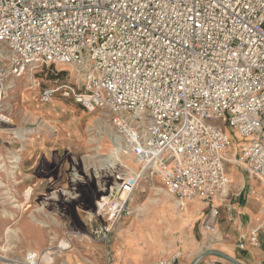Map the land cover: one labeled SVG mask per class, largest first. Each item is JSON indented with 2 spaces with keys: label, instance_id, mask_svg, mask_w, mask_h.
Here are the masks:
<instances>
[{
  "label": "built area",
  "instance_id": "1",
  "mask_svg": "<svg viewBox=\"0 0 264 264\" xmlns=\"http://www.w3.org/2000/svg\"><path fill=\"white\" fill-rule=\"evenodd\" d=\"M0 43L10 51H0V93L39 65L70 67L77 83L46 88L43 101L61 93L103 114L116 151L138 163L111 173L91 217L90 234L107 247L154 177L181 210L205 201L212 232L231 194L228 164L255 177L264 197V0H0ZM48 250L11 261H54Z\"/></svg>",
  "mask_w": 264,
  "mask_h": 264
},
{
  "label": "rangeland",
  "instance_id": "2",
  "mask_svg": "<svg viewBox=\"0 0 264 264\" xmlns=\"http://www.w3.org/2000/svg\"><path fill=\"white\" fill-rule=\"evenodd\" d=\"M0 51L10 53L2 43ZM77 80L68 66L44 64L4 82L0 93V264H18L11 260L46 249L47 254L54 255V261L41 264H105L113 259V243L132 248L131 257L138 261H148L156 253L152 261L178 251H194V246L204 248L203 241L207 244L215 234L205 228L210 210L205 209L199 222H189L185 210L157 177L141 183L130 200L134 213L118 225L108 247L90 234V226L95 223L91 217L97 201L112 184L111 173L138 170L139 165L123 147L116 151V129L103 114L90 113L73 96L61 93L49 102L43 101L46 88ZM226 129L236 136L229 127ZM17 133L26 134L28 140L20 139ZM31 151L35 153L29 155ZM15 152L22 162L12 173L10 156ZM111 156L115 166L107 160ZM234 166L228 164V168ZM75 173L80 180L75 181ZM246 174L247 187L252 184L259 189L261 183ZM69 240V249L58 248ZM38 245L43 249L33 250L32 246ZM140 249L143 254L137 256ZM192 255L181 261H190Z\"/></svg>",
  "mask_w": 264,
  "mask_h": 264
},
{
  "label": "crops",
  "instance_id": "3",
  "mask_svg": "<svg viewBox=\"0 0 264 264\" xmlns=\"http://www.w3.org/2000/svg\"><path fill=\"white\" fill-rule=\"evenodd\" d=\"M34 153L35 151H31L29 155ZM228 172L232 181L231 192L233 189L236 192L221 207L220 216L215 220L216 232H214V237H209L206 241L207 244L203 241L204 248L199 245L194 246V251L188 249L185 253L187 256L195 253L190 261H181L186 255L180 251L182 257L179 264L186 262L191 264L195 257L207 249L221 250L244 264H264V223H261L264 216L262 199L264 197L261 196L263 185H260L259 189H256L252 184L247 187L246 173L238 167H229ZM206 208L209 209L205 201L196 199L188 203L187 208H185V218L189 222H199L203 219ZM254 235L256 236L255 241L252 240ZM242 244L243 247H241ZM32 248L38 251L43 249L41 245L32 246ZM130 252H132V248L127 245L121 246L113 243V259L112 261H105V264H152L156 262L152 260L156 258L157 253L150 255L148 261H138L131 257L132 253ZM138 254L137 256H142L143 250L140 249ZM207 259L224 260L217 256H208L197 264H202ZM97 263L99 264V261Z\"/></svg>",
  "mask_w": 264,
  "mask_h": 264
},
{
  "label": "bare ground",
  "instance_id": "4",
  "mask_svg": "<svg viewBox=\"0 0 264 264\" xmlns=\"http://www.w3.org/2000/svg\"><path fill=\"white\" fill-rule=\"evenodd\" d=\"M11 87H13V86H11ZM1 117H3L4 119H6L7 121H10V119L8 118V117H6V116H4V115H1ZM30 131L31 130H29L28 132L30 133ZM17 135H18V137L20 138V139H22V140H24V141H27L28 140V138H29V136H27L26 134H20V133H17ZM17 137V136H16ZM10 158H11V163H12V166H11V169L13 170V172L12 173H14L16 170H18L19 169V167H20V164H21V162H22V157H21V155L19 154V153H13L11 156H10ZM108 161L110 160L111 162H113L112 163V166H115L116 165V163H114V160H113V157L111 156L110 158H108L107 159ZM106 160V161H107ZM135 162H136V160H134ZM137 163V162H136ZM138 164V163H137ZM76 169V168H75ZM77 170V169H76ZM75 170V171H76ZM77 173H79V172H77ZM77 173H75V175H74V179H75V181H78V180H80V176L77 174ZM158 209V208H157ZM165 209V208H164ZM157 212V211H156ZM168 213V212H167ZM155 220V219H154ZM7 233H10V230H8V232ZM11 262H15V263H19V262H17V261H11ZM10 264H12V263H10ZM36 264H41L40 262H38V263H36Z\"/></svg>",
  "mask_w": 264,
  "mask_h": 264
},
{
  "label": "water",
  "instance_id": "5",
  "mask_svg": "<svg viewBox=\"0 0 264 264\" xmlns=\"http://www.w3.org/2000/svg\"><path fill=\"white\" fill-rule=\"evenodd\" d=\"M208 256H217L225 261L229 262L230 264H244L242 261L238 260L237 258L226 254L225 252L218 250V249H207L201 252L197 257L193 259L191 264H197L199 261L205 259Z\"/></svg>",
  "mask_w": 264,
  "mask_h": 264
}]
</instances>
